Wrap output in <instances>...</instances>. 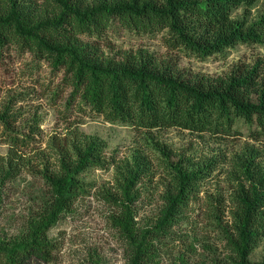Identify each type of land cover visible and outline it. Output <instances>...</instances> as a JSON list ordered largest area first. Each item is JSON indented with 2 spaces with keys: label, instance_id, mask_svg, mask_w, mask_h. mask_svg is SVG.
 Returning a JSON list of instances; mask_svg holds the SVG:
<instances>
[{
  "label": "trees",
  "instance_id": "16d2710c",
  "mask_svg": "<svg viewBox=\"0 0 264 264\" xmlns=\"http://www.w3.org/2000/svg\"><path fill=\"white\" fill-rule=\"evenodd\" d=\"M258 1L0 0V47L15 43L64 69V79L73 88L69 104L79 98L112 123L147 131L176 127L213 137L246 127L249 136L259 140L264 138L263 60L253 65L240 62L215 76L186 71L177 58L161 57L144 47L107 57L95 41L120 25L139 34L163 33L169 50L206 59L237 44L264 42V11L255 18L249 15ZM243 7L248 9L236 14ZM11 118L8 107L0 112V121L9 129ZM11 141L10 160L0 167V175L8 178L14 176L13 155L22 140L16 135ZM105 147L102 138L82 133L58 149V168L46 164L41 171L52 198L28 221L21 237L8 243L0 240V264H25L33 256L49 259L54 246L48 232L83 193L80 175L112 164L124 168L116 159H107ZM131 166L123 175L128 219L120 223L121 229L129 242L131 264H159L153 237L177 224L207 170L171 162V187L156 226L135 230L131 204L139 195L137 185L145 168L140 163ZM235 166L237 190L231 210L235 238L229 242L224 264H264V256L251 259L264 239V165L249 155L240 156Z\"/></svg>",
  "mask_w": 264,
  "mask_h": 264
},
{
  "label": "rangeland",
  "instance_id": "374dc122",
  "mask_svg": "<svg viewBox=\"0 0 264 264\" xmlns=\"http://www.w3.org/2000/svg\"><path fill=\"white\" fill-rule=\"evenodd\" d=\"M34 1L44 4L47 0ZM263 11L264 0H259L249 8L250 18ZM162 37L163 33L139 34L115 25L95 41L107 57L144 47L161 57L177 58L186 71L215 76L226 74L240 62L264 61V42L237 44L225 53L199 59L169 50ZM64 78V69L37 59L15 43L0 47V112L8 107L13 115L10 129L0 121V167L10 160L11 137L22 140L13 155L14 176L0 175V240L8 243L21 237L28 221L52 198L41 171L46 164L58 168V149L69 138L84 133L102 138L104 155L124 168L112 164L106 169L85 170L80 175L83 193L48 232L54 246L49 259L33 256L25 264H131L129 242L120 224L128 219L123 175L132 163L145 168L131 207L136 215L135 230L152 228L167 204L170 163L178 161L186 168L205 167L207 175L201 178L199 191L177 224L153 237L154 259L159 264H224L229 242L235 238L231 218L237 190L235 163L240 156L250 155L264 165V138H251L246 127L232 135L213 137L176 127L147 131L112 123L82 105L79 98L69 104L73 88ZM263 256L264 239L251 259L258 261Z\"/></svg>",
  "mask_w": 264,
  "mask_h": 264
}]
</instances>
